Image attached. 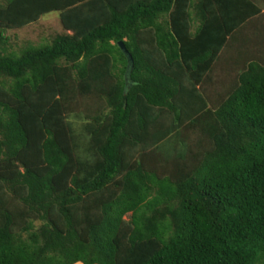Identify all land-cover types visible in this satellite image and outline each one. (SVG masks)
Returning a JSON list of instances; mask_svg holds the SVG:
<instances>
[{"label": "trees", "instance_id": "16d2710c", "mask_svg": "<svg viewBox=\"0 0 264 264\" xmlns=\"http://www.w3.org/2000/svg\"><path fill=\"white\" fill-rule=\"evenodd\" d=\"M247 2L196 53L192 0H0V264H264V51L205 91Z\"/></svg>", "mask_w": 264, "mask_h": 264}, {"label": "crops", "instance_id": "0c3cea01", "mask_svg": "<svg viewBox=\"0 0 264 264\" xmlns=\"http://www.w3.org/2000/svg\"><path fill=\"white\" fill-rule=\"evenodd\" d=\"M230 7V15H222L220 9L216 6L218 0H210L206 3V0H192L193 7H196V16H193V22L191 25L192 36L184 42V47L190 46L191 50L194 51L193 47L201 42L205 37V42L208 45L212 40H216L218 43L222 37L224 22L228 19L232 21V18L236 20L238 16L241 18L243 14L249 10V3L247 0H225ZM253 5L251 7H258L259 13L243 20L242 25L226 37L224 46L218 51L215 61L211 66L208 76L210 82L207 85L205 91L215 92L218 90L220 81H225L230 77H234L238 74L242 63L251 57V55H259L264 51V0H250ZM207 4L208 10L206 11L207 17L202 18V6ZM200 6V8H199ZM229 10V9H228ZM210 12V14H209ZM240 14V15H238ZM224 16V21L221 24V19ZM239 20V19H237ZM233 22V21H232ZM254 34L259 38H254ZM254 38V39H253ZM203 44V43H202ZM201 44V45H202ZM253 44V45H251ZM200 45V46H201ZM198 47L196 53H199L201 48Z\"/></svg>", "mask_w": 264, "mask_h": 264}, {"label": "rangeland", "instance_id": "374dc122", "mask_svg": "<svg viewBox=\"0 0 264 264\" xmlns=\"http://www.w3.org/2000/svg\"><path fill=\"white\" fill-rule=\"evenodd\" d=\"M61 31L62 28L58 21V13L53 12L43 16L39 22L33 25H29L21 29H15L13 31H7V34L11 37L14 35L13 37L15 38L14 42L13 39H11V43L13 42L11 48H19L25 43L39 45L43 42V40H48L54 33H60ZM253 36L256 38V34ZM257 38H259V36H257ZM17 48H15V50Z\"/></svg>", "mask_w": 264, "mask_h": 264}, {"label": "water", "instance_id": "95a60500", "mask_svg": "<svg viewBox=\"0 0 264 264\" xmlns=\"http://www.w3.org/2000/svg\"><path fill=\"white\" fill-rule=\"evenodd\" d=\"M117 46L121 49V51L124 53V55L126 56L127 62H130V55L129 53L126 51V49L124 48V45L122 44L121 41H119L117 43Z\"/></svg>", "mask_w": 264, "mask_h": 264}]
</instances>
